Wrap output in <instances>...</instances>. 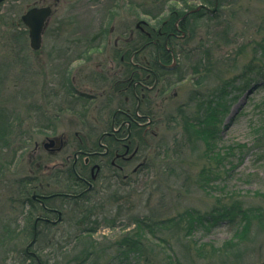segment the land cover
Listing matches in <instances>:
<instances>
[{
    "label": "rangeland",
    "instance_id": "rangeland-1",
    "mask_svg": "<svg viewBox=\"0 0 264 264\" xmlns=\"http://www.w3.org/2000/svg\"><path fill=\"white\" fill-rule=\"evenodd\" d=\"M47 4L56 12L42 49L33 52L25 28L8 29L29 7ZM202 5L218 11L210 15ZM188 11L187 37L175 42L180 66L174 89L149 100L152 134L149 145L140 140L139 147L149 153V167L127 182L107 181L93 201L80 205L82 216L91 211L85 221L92 224L61 225L29 250L51 264L264 261V0H5L0 4V264H36L26 253L33 231L22 226L24 209L17 203L20 181L40 158L49 157L42 150L32 160L34 143L61 135L73 143L78 132L97 127L108 116L103 111L111 90L99 73L106 75L109 63L118 61L115 38L128 39L138 22L163 24L175 12ZM99 67L104 69L98 73ZM246 82L251 86L243 87ZM81 94L93 95L92 101ZM200 98L219 106L211 155L209 146L184 128V114L205 115ZM140 163H131L127 173ZM234 204L241 208L235 221L229 218ZM97 223L93 236L83 233ZM127 238L139 240L134 250L121 248Z\"/></svg>",
    "mask_w": 264,
    "mask_h": 264
},
{
    "label": "flooded vegetation",
    "instance_id": "flooded-vegetation-1",
    "mask_svg": "<svg viewBox=\"0 0 264 264\" xmlns=\"http://www.w3.org/2000/svg\"><path fill=\"white\" fill-rule=\"evenodd\" d=\"M43 6L52 7L45 36L56 9L50 4ZM202 11L213 15L218 10L202 5ZM189 12L182 16L175 12L177 21L173 24L172 20L163 24L157 20L152 25L138 22L128 39L115 38L118 61L109 63L106 75L99 71L104 67L97 69L101 81L109 83L107 86L111 89L106 99L107 110L103 111L108 116L97 127H86V134L78 132V139L73 143L66 135L48 136L41 144L34 143V150L30 153L32 160L38 159L42 150H47L49 157L40 158L30 176L21 180L17 203L24 209L20 221L22 226L30 227L37 240L47 230L61 225L67 229L78 225L77 220L82 218L80 205L93 201V196L101 193L107 181L122 179L127 182L131 176L149 167V153L142 154L139 149L142 141L149 145V135L152 134L151 118L154 114L148 107L149 100L152 95L159 97L164 91L172 90L176 84L180 63L175 42L187 37ZM18 28H25L22 18ZM80 96L89 101L93 97L87 94ZM110 109L112 114L109 117ZM139 159L142 163L133 169V174H128L129 165ZM27 182L30 184L22 189V184ZM103 224L108 226L107 221Z\"/></svg>",
    "mask_w": 264,
    "mask_h": 264
},
{
    "label": "trees",
    "instance_id": "trees-1",
    "mask_svg": "<svg viewBox=\"0 0 264 264\" xmlns=\"http://www.w3.org/2000/svg\"><path fill=\"white\" fill-rule=\"evenodd\" d=\"M175 20H176V18H173V20L171 21V24H173L175 22ZM13 29H18V25L15 24L14 22H12L11 28L8 29V30L10 31V30H13ZM14 38H16L18 41L20 40V38H18L16 35L14 36ZM21 40H22V37H21ZM245 72L247 73L248 71H245ZM261 72H264V71H261ZM262 77L263 78L261 79V81L264 84V74L262 75ZM243 78L245 79V76L244 75H243ZM241 79H242V75H241ZM231 84H232V82H231ZM231 84L229 86H231ZM250 84L251 83L246 82L242 86L247 88V87L251 86ZM201 98H203V97H201ZM201 98L199 99L198 107L200 109L205 110V115L203 117L198 118V119H195L193 117L191 119L186 114H184L183 115L184 124H185L184 125V128H186L188 132L189 131L190 132L193 131L194 137L197 136V139L198 140H200L201 142H204L207 145V147L209 146V152H210L209 155H211L212 154L211 152H212V149H213V145H215V143H216V133H217V131L219 129V120H218V116H216V114H218L217 111L219 110L218 109L219 106H218L217 103L215 104V106H213L212 105L213 101H204ZM225 106L227 108V105L226 104H225ZM181 110H184V109L182 108ZM210 121H215V122L214 123H210ZM208 125L213 126L212 131H209ZM9 130H11V129L8 128L6 131L9 132ZM10 133H13V131H11ZM9 135H12V134H9ZM211 158H212V156H211ZM27 184L29 185L30 182H27V183L22 184V189H25L27 187ZM20 185H21V181H20ZM19 189H21V187H19ZM240 209L241 208L238 206V204L232 205L231 208L229 209L230 210V212H229V218L231 220H234L235 221V219L237 217V214L235 212L237 210H240ZM261 213H263V211H261ZM91 214H92L91 211H85L83 213L84 216H82V218H80V220L78 221V225H81L82 226L80 228H83L84 227V224L86 223V221H90L91 224H92V221L90 220L91 219ZM220 214H222V213H220ZM243 214H244V212L242 211V216L245 217L246 215L244 216ZM86 216H87V218H90V219H87L85 221ZM222 217H224L223 214H222ZM81 221L83 223L82 224H79V222H81ZM107 222L108 223H114V222H110V221H107ZM144 222L145 221H142V223H144ZM140 227L145 231V229H144L143 226L140 225ZM86 228L87 229H84L83 230V233L84 234H87V236H93V234L95 232H97V230L99 229L98 228V223L96 224L95 227H86ZM51 232H52L51 230H47V231H45V234H49ZM79 233H80V231L78 232V234H75L74 235V239L76 241L79 240L80 237H82V235H81L82 232L80 234ZM55 237H56V234H54V238ZM131 240L132 241H130V239L127 238V241L125 243L120 244L121 245V248L125 247L128 250H134L135 249V246H137L139 240H134V239H131ZM53 245H57V243H55ZM129 248H132V249H129ZM38 258H39L41 264H48V263L51 264L50 263V261H51L50 259L44 260V259H42L39 256H38ZM36 264H39V263H37V261H36Z\"/></svg>",
    "mask_w": 264,
    "mask_h": 264
},
{
    "label": "water",
    "instance_id": "water-1",
    "mask_svg": "<svg viewBox=\"0 0 264 264\" xmlns=\"http://www.w3.org/2000/svg\"><path fill=\"white\" fill-rule=\"evenodd\" d=\"M5 0H0V4ZM52 15V8L45 7H33L29 9L23 16L22 20L27 26L29 31L30 47L34 51H38L43 46V35L47 26V22ZM36 241V235L32 243L28 246V249L33 246ZM258 264H264V261Z\"/></svg>",
    "mask_w": 264,
    "mask_h": 264
}]
</instances>
